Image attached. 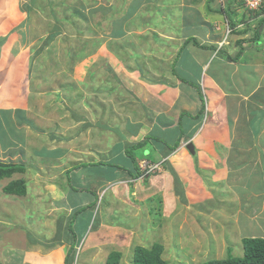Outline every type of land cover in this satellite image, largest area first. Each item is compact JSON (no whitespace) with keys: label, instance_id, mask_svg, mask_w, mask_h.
Wrapping results in <instances>:
<instances>
[{"label":"rangeland","instance_id":"rangeland-1","mask_svg":"<svg viewBox=\"0 0 264 264\" xmlns=\"http://www.w3.org/2000/svg\"><path fill=\"white\" fill-rule=\"evenodd\" d=\"M188 5L191 11L198 7L206 12L221 9L215 0H0V65H9V72L16 79L14 91L8 90L0 99V109L10 110L0 122V137L9 142L0 145L3 160L0 158V163L22 165V170L0 180V264H7L17 243L53 245L64 221L63 231L76 244L80 239L82 247L99 230L100 237L93 245L98 264L111 251L121 253L119 264H134L136 248L150 249L156 245L161 248L160 259L169 264H201L226 260L229 256L243 257L241 238L235 233L236 223L240 215L245 220L251 219L250 224L264 223V194L254 189V194L261 196L254 197L252 192L238 195L233 206L230 205L233 210L227 206L225 214L229 215L223 219L220 206L213 204L222 201L220 197L232 195L233 187L235 190L244 182L236 179L234 171L233 176L228 174L224 180L223 189L217 187L213 198H207L202 193L210 189L209 182L199 177V171L186 170L187 176H191L179 185L185 197L182 199L176 195L175 182L160 179L163 165L159 171L144 176L160 175L150 192L140 193L133 183L126 186L118 183L116 187L124 189L121 193L117 191V196L105 186L94 192L86 177L96 169L85 165L80 167L76 181L69 179L72 188L67 202L57 195L56 188H61L59 180H64L65 173L73 169L75 159L89 160L85 152L88 146L93 145L94 157L98 158L102 150L94 146L101 145L98 140L115 141L112 130L105 129L109 137L99 136L102 129L98 126L110 125L111 129L117 124L120 119L114 113L119 106L122 114L130 113L132 107L128 105L133 98L127 92L126 77L133 72L140 75L133 64L140 54L133 53L134 39L140 41L143 50L154 44L152 50L159 57L163 47L151 31H164L168 13L179 12L180 7ZM241 6L244 12L245 7ZM228 9L227 23L232 26L233 17ZM15 10L17 15L13 14ZM248 12L235 21L249 19ZM253 17L258 18L255 14ZM9 22L15 23L11 29ZM120 27L130 35L117 38L113 31ZM119 77L121 81L124 79L122 85ZM4 131L6 136H2ZM85 136L90 143L83 140ZM256 143L263 145L260 140ZM185 151L187 156L191 155L186 148ZM227 151L223 149V154ZM19 180L24 182L22 194L2 191L9 182ZM20 185L21 182L17 186ZM91 195L93 201L75 212L66 206L75 204L73 199L77 196L90 201ZM251 201L256 202L253 210ZM78 211L80 214L74 217ZM79 253L76 248V257ZM86 254L80 253L74 264H81Z\"/></svg>","mask_w":264,"mask_h":264},{"label":"crops","instance_id":"crops-1","mask_svg":"<svg viewBox=\"0 0 264 264\" xmlns=\"http://www.w3.org/2000/svg\"><path fill=\"white\" fill-rule=\"evenodd\" d=\"M232 2L233 7L230 0H215L216 6L221 5V9L217 11L211 9V12H206L201 7L191 11V8H187L190 6L188 5L178 8L179 12L168 13L169 20L166 21L164 31H151L163 47L159 50V57L152 50L154 44L143 50L140 41L134 39L133 53L140 54L135 56L133 64L138 68L140 75L133 72L131 77H126L127 92H130L129 97L133 98L128 105L132 107L130 113L122 114L119 106L114 113L115 116L118 114L116 117L120 119L117 124L110 127L111 129H108L110 125L98 126L102 129L99 130V136L109 137V131L105 130L107 129L116 134V139L114 142L110 139L98 140L102 141L101 145H94L102 149L98 152V158L94 157L92 145L85 150L89 160L79 162L80 160L75 159L73 169L65 173L64 180H59L61 188H56L61 201L65 199L67 202L72 188L70 177L76 181L80 167L85 165L96 169L90 171L86 177L91 189L96 193L105 186L113 191V196H117V191L121 193L124 189L123 186L116 187L118 183L125 186L133 183V188L139 187L140 193L150 192L159 182L160 175L141 177L139 161L143 159L162 161L164 173L160 179L167 183L169 179L175 182L176 195L182 199L185 197L179 185L186 177L189 179L191 176H187L186 170L199 171V177L209 182L210 189L208 192L206 189L207 193H202L207 198H213L214 193L218 191L217 187L223 189L228 174H235L236 179H244L241 186L235 190L233 187L232 195L227 190L226 194L229 195L226 198L220 197L219 199L223 200H217L218 202L213 204L220 206L223 219L229 215L225 214L227 206L229 210H233L231 206L238 195L252 192L254 197L261 196L255 195V190L264 194V23L257 29L260 19L256 20L251 12H248L249 19L245 17V21L237 23V17L247 10L243 12L240 0ZM227 8L233 17L232 26L227 23ZM215 13L218 15H213ZM13 14L17 15L16 10ZM244 24L245 27H242ZM11 25L15 26V23L9 22V28ZM253 25L256 27L253 28ZM227 28L231 32L225 39ZM113 32L121 39L130 35V32L122 27ZM255 35L258 36L257 39ZM144 53L149 55L145 56ZM9 68V65H0V99L6 96L8 90L13 92V87H16V79L14 74H10ZM121 79L119 77V82L124 83V79ZM115 95L119 93L116 92ZM78 110L82 111L80 108ZM9 112L0 109V122L3 120L1 117ZM13 114L15 113L11 112V115ZM2 136H6L5 131ZM147 137L146 144L134 151L136 162L133 164L126 156L125 149L128 145L136 144ZM83 140L89 141L86 136ZM259 140L263 145L256 143ZM1 143L6 146L9 142L0 137V145ZM175 143L178 144L174 147ZM188 143L193 146L194 155H186L185 148ZM225 148L228 151L223 154ZM45 154L52 155L56 152ZM0 158L3 161L1 154ZM78 196L73 199L75 204L66 203L70 212H75L94 199L92 196L90 201H82ZM249 205L253 210L256 202L251 201ZM250 223H253L251 219L245 220L244 215H240L236 223L237 236L241 240L264 239V223ZM64 224L66 227L65 221L59 226L53 245L45 247L42 242L37 246L32 241H27L23 246L17 243L16 247L12 248L14 251L10 253L7 264H65V259L69 260V264H74L80 253H87L84 259H81V264H98L93 255V245L100 237L99 230L96 229L82 247L80 239L78 244L72 242L73 237L69 239L67 232L62 229ZM76 248L80 251L77 257ZM105 261L106 257L102 263L105 264Z\"/></svg>","mask_w":264,"mask_h":264},{"label":"trees","instance_id":"trees-1","mask_svg":"<svg viewBox=\"0 0 264 264\" xmlns=\"http://www.w3.org/2000/svg\"><path fill=\"white\" fill-rule=\"evenodd\" d=\"M262 23H264V18H260L258 25H257L258 27L257 29H259ZM255 37L257 39L258 36L255 35ZM147 140H148V137L136 144L128 145L127 148L125 149L126 156H128L132 160L133 164H135L136 162V160L134 159L135 157L133 156L134 151L136 149L142 148L146 144ZM177 144L178 143H175L174 147ZM20 170H22V165L20 164L18 165V164L0 163V180L7 179L11 177L13 173L18 172ZM17 182L18 183L21 182V185L17 186L18 185ZM23 184H24L23 180L11 181L2 188V191L7 194H15L16 192H17L16 194H22L24 190V188L22 187ZM77 214H80V213L77 212L74 217H76ZM241 242L244 248V254L242 258L236 259V258L229 256L226 260L209 261V262H205L201 264H264V239L244 238L241 240ZM134 251H135L133 253L134 254L133 255L134 264H169L160 259L159 254H160L161 248L157 245L150 249H144V248L138 247ZM120 258H121L120 252L111 251L105 261V264H119ZM65 264H69L68 259H65Z\"/></svg>","mask_w":264,"mask_h":264},{"label":"built area","instance_id":"built-area-1","mask_svg":"<svg viewBox=\"0 0 264 264\" xmlns=\"http://www.w3.org/2000/svg\"><path fill=\"white\" fill-rule=\"evenodd\" d=\"M246 10L250 11L251 13L255 14L258 18H255L256 20L260 18H264V0H241ZM253 28L256 27V25L252 26ZM230 30L227 28L225 39L228 34H230ZM162 167V161L160 162H150L148 160H142L140 161V169L142 170V176L144 177L146 175L153 174L155 171H159Z\"/></svg>","mask_w":264,"mask_h":264},{"label":"water","instance_id":"water-1","mask_svg":"<svg viewBox=\"0 0 264 264\" xmlns=\"http://www.w3.org/2000/svg\"><path fill=\"white\" fill-rule=\"evenodd\" d=\"M186 149L189 151V153H191L192 155H194V148H193V146L191 145V144H187L186 145Z\"/></svg>","mask_w":264,"mask_h":264}]
</instances>
